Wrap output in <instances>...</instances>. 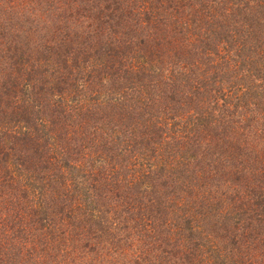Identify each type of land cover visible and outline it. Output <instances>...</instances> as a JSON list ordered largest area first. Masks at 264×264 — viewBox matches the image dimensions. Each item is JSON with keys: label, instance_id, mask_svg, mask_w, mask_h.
I'll list each match as a JSON object with an SVG mask.
<instances>
[{"label": "trees", "instance_id": "1", "mask_svg": "<svg viewBox=\"0 0 264 264\" xmlns=\"http://www.w3.org/2000/svg\"><path fill=\"white\" fill-rule=\"evenodd\" d=\"M0 74V264H264V0H0Z\"/></svg>", "mask_w": 264, "mask_h": 264}, {"label": "rangeland", "instance_id": "2", "mask_svg": "<svg viewBox=\"0 0 264 264\" xmlns=\"http://www.w3.org/2000/svg\"><path fill=\"white\" fill-rule=\"evenodd\" d=\"M42 6V5H41ZM41 6H39V5H35L34 6V9L39 13V15L41 16V11L40 10H42V8H41ZM80 8H81V5L78 7V10L77 11H75V15H73L72 14V12H69V14H70V18H71V25L73 24V20H75V18H77V19H79V17H81V16H79V11H80ZM140 4L138 5V7H137V11H140ZM73 11V10H72ZM94 12V11H93ZM140 12H142V11H140ZM59 14H61L60 12H57V14L55 15V19L56 20H59L58 18H57V15H59ZM46 15H49V14H45V15H43V16H41V18H43V17H45V18H43V20L45 19H49V20H51V21H46V23H41L43 26H51V27H53L54 26V24L55 25H57L58 23L55 21V20H53L52 18H50V15L49 16H46ZM87 17H90V14H89V16L88 15H86ZM82 19L84 18V17H81ZM80 18V19H81ZM39 20H40V18H38ZM90 19H91V17H90ZM95 20V18H93L91 21H94ZM170 19L166 16V15H164V17H163V19H162V22H163V25L164 24H167L168 23V21H169ZM34 22H37V21H34ZM34 22H32V23H34ZM51 22H53V24L51 23ZM31 23V24H32ZM152 30L153 29H157V28H154V27H152L151 28ZM42 38V37H41ZM220 38L218 37V38H216V40L218 41ZM42 41H44L43 39H42ZM215 43V41H212V44H214ZM212 46V45H211ZM198 49V51L200 52V50H202L201 48H197ZM130 50V49H129ZM139 53V52H138ZM137 53V54H138ZM134 55V56H139V55ZM203 55H204V57H206L207 56V53H203ZM30 57H32L33 59L34 58H38V57H36V54H34L33 55V53H31V56ZM131 59H132V61H131ZM42 60V59H41ZM131 61V62H130ZM125 63H126V65L129 67V66H134V67H136V66H138V62H137V60L136 59H133V58H126L125 59ZM51 67H53L54 65H50ZM194 66V65H193ZM55 68V67H54ZM185 69H186V67H185ZM191 69H195L196 70V68L194 67H191V68H189L187 71H190ZM51 70H53V69H49V72H51ZM197 71V70H196ZM185 72L186 71H182L181 72V74H180V76L181 77H184L185 76ZM163 73V75L165 76V77H167V81L169 80V78H172L173 76H174V74H176L177 76H179V71H177L176 70V68H172L170 65L168 66V70L166 69V67H164L163 68V70L161 71V74ZM0 76H1V74H0ZM181 77H178L179 79H181ZM48 80H50L49 78H47ZM52 79H53V77H52ZM169 82H166V85L164 86V88L167 86V85H169L168 84ZM133 92V91H132ZM134 93V92H133ZM135 94V96H138L136 93H134ZM26 96V98H27V101H29L30 100V97H28L27 95H25ZM89 97V99H90V101H91V99L92 98H94V97H91V96H88ZM46 99H47V101L49 102V103H51V105L52 104H56V103H59L60 102V96L58 95V94H53V95H50V94H47V96H46ZM98 99V101H99V104L96 106V107H99L98 109L95 107V109L93 110L94 112H96V113H98V114H100V116H101V118H102V120H103V122L105 121V123L103 124V129H102V131H101V134L100 135H102L103 137H105V138H107V137H109V134H110V128H111V126H112V128L113 127H115L116 129H117V131H118V127L119 126H121V124H122V130L127 126V120H123V118H124V116L126 115V113H121V119H120V123L118 124V120L117 119H114V121H113V123H111V116H110V111H111V108H109V110H108V108L106 107V105L103 103V101H102V99L101 98H95V100H97ZM34 100V99H33ZM8 102H11V101H8ZM34 102H35V100H34ZM35 113H36V110H35ZM37 114V113H36ZM47 114H48V111H47ZM34 116H36V115H34ZM114 116V115H113ZM27 121H30V120H27ZM27 121H22V122H20L19 123V126H21V125H27L28 126V131H27V133L29 134V135H33V132H35L36 134L38 133V131H37V128H38V126H36V125H31V124H33L34 123V121H31V122H27ZM39 121V120H38ZM25 122H27V123H25ZM167 123L169 124L168 125V127H178L179 125H181V123L180 122H173V121H171L170 122V120H167ZM115 124H118V125H115ZM102 126V125H101ZM134 126H135V121H134ZM22 130H24V127H22V128H20V131H22ZM45 138L43 137L42 138V140H44ZM50 143H51V141H50ZM50 144H48V146H49ZM99 146L101 147L102 146V143L100 142L99 143ZM40 147H41V145H40ZM41 152H44V150L42 149L41 150ZM17 162V161H16ZM12 164H14L13 162H11V161H9V165H12ZM56 164V163H55ZM54 164V165H55ZM13 166V172H12V174L13 175H20V174H22L21 176H20V178L22 179H24L26 182H27V185H25V186H28V191H29V197L30 198H32V199H34V198H37L38 197V193H39V188H38V186H40V187H42V189H44V190H51V191H54V192H57V191H59V189L60 188H56V186L54 185V184H51V183H49L48 181H49V179L47 178V177H44V174H42V173H36V174H34V175H29V176H31V177H27V175L25 174L26 173V171H23L22 173H19L18 172V169L17 168H15L14 167V165H12ZM2 170V169H1ZM38 176H39V178H38ZM34 177V178H33ZM33 178V179H32ZM28 181H30V182H28ZM54 185V186H53ZM24 185H22V187H23ZM61 185H59V187H60ZM56 188V189H55ZM7 190H11V192H12V195H10V193H8V194H6L5 195V200L6 201H10V202H14V209H15V207H16V209H15V211H17V210H19V208H20V206L21 207H24V208H26L27 206H26V202H29V201H26V199H25V196L22 198V199H19V198H16V190L15 189H12L11 188V186L9 187V188H7ZM17 192H20V195H23V193H22V189H18L17 190ZM84 195H87V197L88 196H93V194L91 195V191H87V192H85V194ZM36 201L35 202H38V200L37 199H35ZM33 204V203H32ZM51 206H53V205H51ZM11 210H13V208L11 209ZM21 210V212H23L22 210H24V209H20ZM19 210V211H20ZM25 211H26V209H25ZM5 212H9V209L7 208L6 210H5ZM6 214V213H5ZM5 214H0V218H3V217H5L4 215ZM22 221V220H21ZM18 226H20L21 227V225H18ZM86 228V227H85ZM16 230H17V234L19 233V231H20V229L16 226ZM7 231H8V233L10 234V230H8L7 229ZM40 235V234H39ZM17 236V235H16ZM6 237H7V233L6 232H2L1 234H0V241H3V242H5V240H6ZM17 237H15V238H11V242L12 243H16V244H18L17 243V239H16ZM15 240H16V242H15ZM95 257H97V258H99L100 259V256L99 255H95Z\"/></svg>", "mask_w": 264, "mask_h": 264}]
</instances>
